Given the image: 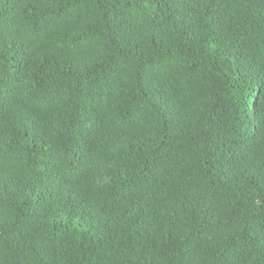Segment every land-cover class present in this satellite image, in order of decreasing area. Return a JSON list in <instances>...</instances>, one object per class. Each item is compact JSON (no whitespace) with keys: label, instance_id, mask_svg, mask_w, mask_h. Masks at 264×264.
I'll return each mask as SVG.
<instances>
[{"label":"trees","instance_id":"16d2710c","mask_svg":"<svg viewBox=\"0 0 264 264\" xmlns=\"http://www.w3.org/2000/svg\"><path fill=\"white\" fill-rule=\"evenodd\" d=\"M0 264H264V0H0Z\"/></svg>","mask_w":264,"mask_h":264}]
</instances>
